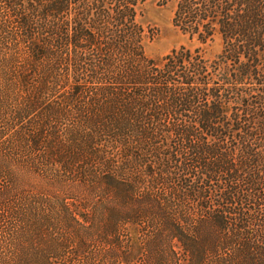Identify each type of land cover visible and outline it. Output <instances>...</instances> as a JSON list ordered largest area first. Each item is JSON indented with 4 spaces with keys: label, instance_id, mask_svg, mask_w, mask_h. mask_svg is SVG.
Instances as JSON below:
<instances>
[{
    "label": "trees",
    "instance_id": "trees-1",
    "mask_svg": "<svg viewBox=\"0 0 264 264\" xmlns=\"http://www.w3.org/2000/svg\"><path fill=\"white\" fill-rule=\"evenodd\" d=\"M147 1L0 0V112L16 126L0 146L20 135L34 152L63 121L70 146L112 161L111 191L147 194L187 264H264V0H177L174 28L201 46L160 59ZM143 142L142 181L125 180Z\"/></svg>",
    "mask_w": 264,
    "mask_h": 264
},
{
    "label": "rangeland",
    "instance_id": "rangeland-1",
    "mask_svg": "<svg viewBox=\"0 0 264 264\" xmlns=\"http://www.w3.org/2000/svg\"><path fill=\"white\" fill-rule=\"evenodd\" d=\"M176 3L144 5L139 20L158 33L145 43L147 56L160 59L182 46H201L174 28ZM221 48L216 40L204 52L213 58ZM1 114L0 129L9 135L8 127L16 126L11 115ZM63 124L44 128L42 146L34 152L22 148L20 135L9 139L18 148L0 146V264H187L177 242L163 231L165 221L147 205V194L138 198L141 189H136L132 196H117L103 181L112 161L70 146L61 138ZM136 152L143 156L126 164L127 175L116 171L140 182L138 165L140 160L147 165V142ZM214 261L221 264L219 259L209 263ZM235 264L244 263L238 258Z\"/></svg>",
    "mask_w": 264,
    "mask_h": 264
}]
</instances>
